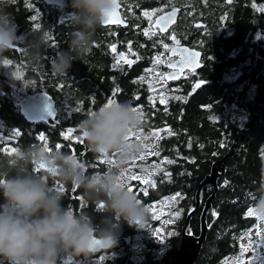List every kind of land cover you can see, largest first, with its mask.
<instances>
[{"label": "trees", "instance_id": "1", "mask_svg": "<svg viewBox=\"0 0 264 264\" xmlns=\"http://www.w3.org/2000/svg\"><path fill=\"white\" fill-rule=\"evenodd\" d=\"M119 1L127 27L98 28L90 53L82 61L73 60L67 78L59 80L48 70L50 61L69 48L70 13L74 11L71 0H65L63 7L47 5L44 0H11L0 5L14 17L20 37L17 48L5 53L0 65V155H11L36 143L81 154L87 145L75 142L79 136L66 135V129L79 130L80 120L110 103L113 96L116 102H129L141 109L143 129L165 130L159 138V151L169 160L171 176L167 177V172L159 174L155 187L137 197L144 205L167 196L181 197L183 215L176 226H167L174 227L177 235L170 236L164 249L154 237L159 225L156 220L151 218L147 229L122 223V239L114 248L99 250L88 259L67 257L62 264H91L101 256L100 264H172L202 182L234 148V154L225 162V175L218 180V192L207 216V240L196 262L231 264L228 259L242 251L244 238L259 223L249 212L253 213L252 201L264 183V111H257L264 100V0ZM31 8L40 12L37 17ZM177 8V23L162 34L154 27L155 17ZM151 10L156 11L155 15L145 16ZM33 32L51 38L42 50L46 68L34 66L25 55L24 48L33 39ZM181 45L202 53L203 68L186 72L174 86L166 80V88L172 92L165 99L152 100L144 73L164 49ZM113 46L124 55L122 62H117L120 56L112 51ZM7 68L19 75L9 74ZM168 69L162 67L165 72ZM19 94L50 97L57 111L54 125L29 121L22 114ZM234 109L242 110L246 119H234ZM254 115L258 116L255 124L239 137ZM42 136L44 141L40 140ZM81 161L87 174L103 173L110 166L90 150ZM50 183L54 189L64 188V206L94 217L97 224L101 222V205L87 202L83 189L65 187L58 180ZM213 192L212 186L202 188L201 208L191 218L188 233L200 234L202 210ZM3 202L0 193V204ZM124 237L131 238L130 244ZM136 237L141 239L140 247L135 245Z\"/></svg>", "mask_w": 264, "mask_h": 264}, {"label": "clouds", "instance_id": "2", "mask_svg": "<svg viewBox=\"0 0 264 264\" xmlns=\"http://www.w3.org/2000/svg\"><path fill=\"white\" fill-rule=\"evenodd\" d=\"M10 2L0 0V5ZM116 5L117 0H71L69 48L59 52L47 69L55 79L67 78L73 60L82 61L90 53L97 29ZM47 41L46 34L33 32V39L27 42L25 55L34 66L46 68L42 50ZM19 43L14 17L0 8V65L4 54ZM140 126L139 114L129 102L103 104L80 120L79 131L88 149L98 157L116 158V164L103 173L87 174L75 155L41 143L0 155V193L4 198L0 204V264H62L67 257L88 259L100 249L117 245L122 223L147 229L150 209L123 179L129 163L146 156L150 147L142 137L133 138L139 136ZM50 180L83 189L87 202L103 205L99 209L101 222L64 206V190L54 189ZM251 206L254 219L264 226V183Z\"/></svg>", "mask_w": 264, "mask_h": 264}, {"label": "rangeland", "instance_id": "3", "mask_svg": "<svg viewBox=\"0 0 264 264\" xmlns=\"http://www.w3.org/2000/svg\"><path fill=\"white\" fill-rule=\"evenodd\" d=\"M31 9L32 11L37 10L36 8ZM147 13V16L153 17L156 11L151 10ZM37 16L38 15L35 14V17ZM171 38L173 39V37ZM115 48V53H117L118 48L116 46ZM164 50L165 52H162V54L160 53L159 56L156 57L153 67L143 75L145 82L151 87L150 96L152 100H157L162 97L165 99L172 92L170 89L168 90V88H166L165 71L162 70V67L171 61L169 57L171 49L167 51L166 49ZM7 70L9 71V74L17 76V71H13L10 68H7ZM134 109H136L138 112L140 122L142 124L143 114L140 111L141 109ZM234 110V119H246V117H242V110ZM163 131L165 133L163 128L145 130L141 125L139 128V136H136L135 134L133 136L134 139L142 137L150 145L147 155L131 161L123 175V179L126 181L127 185L133 189V192L137 196L141 194L146 195V193L149 192V189L155 187V179L157 178V174H159L161 171H168L167 166L169 160L161 157L159 151L160 149L158 148L159 138L162 136ZM75 135L79 137H77L74 141L78 142L80 140L82 142L81 135ZM104 162L109 164L110 168L116 164V158L114 156L109 159L104 158ZM145 181H147V183H145ZM180 200L181 197L177 198L175 196H167L146 205L150 209L151 218L159 222V225L155 230L156 233H154V237L158 242L161 241V243H163L164 249L168 248L166 246L170 236L177 235V230L173 229L174 227H170L176 226L183 215V212L180 208ZM262 237H264V226H261V224L258 223L257 227L254 228L250 234L244 238L242 251L239 254L230 257L228 261L231 264H264V238ZM135 241V245L140 247L141 239L136 237ZM245 249L247 250L245 251ZM102 259L103 257L101 256L90 263L100 264ZM69 262L70 261H67L63 264H71Z\"/></svg>", "mask_w": 264, "mask_h": 264}, {"label": "water", "instance_id": "4", "mask_svg": "<svg viewBox=\"0 0 264 264\" xmlns=\"http://www.w3.org/2000/svg\"><path fill=\"white\" fill-rule=\"evenodd\" d=\"M44 2L47 3L48 5H56L63 7L65 0H44ZM120 9H121L120 1L117 0V7L115 8V13H116L115 22L110 21L109 23H105L103 27H109V26L127 27V23L124 22L121 17ZM171 11H172L171 14L169 15L161 14L154 21L155 26L159 29V31L162 34L168 33L169 30L171 29L170 28L171 25L176 24L178 20L179 9L178 8L172 9ZM161 17H165V19L161 21ZM184 49H187V52H185ZM189 53H198V55L192 57V59L194 60V63L192 65L188 67H184L182 62V56H187ZM169 55L172 58H177L173 63L168 65V68L172 70L166 76V80L169 82L178 81L182 78L185 72L188 71L195 72L203 68L204 66L202 64V53L196 49H192L187 46H174L171 48ZM119 56L122 57L121 52H119ZM170 65H174L175 67H170ZM182 67H183V71L181 72L180 69ZM113 101H114V97H112L110 102ZM19 103L22 107V114L29 121L32 122L45 121L54 125L53 117L56 115L57 111L52 99L47 95L38 94L36 96H32L29 94H22L20 95ZM259 110L264 111V100L262 101L261 105L258 107L257 111ZM257 118L258 116L254 115L250 123L239 135V137H242L247 132V130H249L255 124ZM65 134L68 136H72L74 134H80V131L70 128L65 130ZM83 143L85 144V140L83 141ZM233 154H234V148L231 149L230 153L227 154L221 162H218L213 166L211 174L207 176L205 180L202 182L196 195V199H197L196 207L189 213L186 222L182 228L179 252L174 258L172 264H196V262L198 261L202 247L207 240V234L209 231V227L207 226V216L212 208V203L218 192V180L225 175V162L227 158ZM74 155L77 158H79V155L77 154ZM166 176L168 177L171 176V173H166ZM205 186H212L214 192L211 195V197L206 201V204L203 207L202 215H201V232L198 236H196L192 233H188L187 230L190 226L191 218L201 208L200 193L202 188ZM119 239H122V236H119ZM124 239L127 241L128 244H130L131 238L124 237ZM100 250H105V249H100Z\"/></svg>", "mask_w": 264, "mask_h": 264}, {"label": "snow or ice", "instance_id": "5", "mask_svg": "<svg viewBox=\"0 0 264 264\" xmlns=\"http://www.w3.org/2000/svg\"><path fill=\"white\" fill-rule=\"evenodd\" d=\"M116 7H117V5H116ZM148 15V13H145V16H147ZM115 19H116V13H115V10L109 15V18L105 21V23H109L110 21L111 22H115ZM165 19V17H161V21H163ZM48 39H51L50 37H48ZM165 47H167V46H165ZM112 51L113 52H115L116 51V48H115V46H113V48H112ZM184 51L185 52H187V49H184ZM198 55V53H189L187 56H182V62H183V66L184 67H188V66H190V65H192L193 63H194V60L192 59V57H194V56H197ZM121 59H124V57H121ZM5 64H8L9 62L8 61H5L4 62ZM128 63H131V61H128ZM170 67H175L174 65H170ZM180 71L182 72L183 71V67L180 69ZM17 75H19V73H17ZM197 87H199V85H197ZM161 103H164L165 101L163 100V99H161V101H160ZM112 102H110L109 104H111ZM136 110V109H135ZM17 135H19V133H17ZM44 137L42 136V137H40V140L41 141H44ZM46 145V144H45ZM58 147V146H57ZM12 152H15L16 150L15 149H12L11 150ZM145 183H147V181H145ZM129 187V190L130 191H132L133 192V189L130 187V186H128ZM61 190H64L62 187L60 188ZM101 207H103V205H101ZM249 215L251 216V215H253V213L252 212H249ZM262 238H264V237H262ZM247 249H245V251H246Z\"/></svg>", "mask_w": 264, "mask_h": 264}, {"label": "flooded vegetation", "instance_id": "6", "mask_svg": "<svg viewBox=\"0 0 264 264\" xmlns=\"http://www.w3.org/2000/svg\"><path fill=\"white\" fill-rule=\"evenodd\" d=\"M48 5V4H47ZM33 13L34 14H36V15H39V11H37V10H34L33 11ZM172 29V28H171ZM170 29V30H171ZM181 46H186V45H181ZM188 47V46H187ZM190 48V47H189ZM118 54H119V51L117 52ZM124 56V55H123ZM179 58V57H178ZM177 58H173L170 62H168V63H166V65L165 66H168L169 64H171V63H173L175 60H176ZM117 62H122V59H121V56L120 57H118L117 58ZM164 66V67H165ZM163 70H164V68H163ZM172 70L171 69H168V71L167 72H165V78H166V76H167V74L168 73H170ZM186 75V72L184 73V75L182 76V77H184ZM172 83L171 84H173V86L177 83V82H179V80L178 81H171ZM171 86V85H170ZM119 94V93H118ZM117 96V95H116ZM114 97V100H115V96H113ZM113 102H116V101H113ZM81 135V134H80ZM81 138H82V144L83 145H85L86 144V141H85V144L83 143V141H84V138L81 136ZM158 148L159 149H161V147H160V145H159V143H158ZM86 151H87V153H88V151H89V149L87 148L84 152H82L81 154H78V153H75V154H77V155H79V160H80V162L84 165V163L81 161V160H83L85 157H86ZM100 160L102 161V162H104V158H102V157H100ZM167 173H169L168 171H166ZM162 173H165V172H163V171H161L159 174H162ZM159 174H157V179H159L160 180V176H159ZM168 177V176H167ZM170 177V176H169ZM155 181H156V179H155Z\"/></svg>", "mask_w": 264, "mask_h": 264}, {"label": "bare ground", "instance_id": "7", "mask_svg": "<svg viewBox=\"0 0 264 264\" xmlns=\"http://www.w3.org/2000/svg\"><path fill=\"white\" fill-rule=\"evenodd\" d=\"M171 12H172V11L169 10V11H166V12H164V13H162V14H163V15H169V14H171ZM179 13H180V10H179ZM160 15H161V14H160ZM160 15H158V16H160ZM158 16H157V17H158ZM157 17H156V18H157ZM167 17H168V16H167ZM178 17H179V14H178ZM156 18H155V19H156ZM168 19H169V18H168ZM154 21H155V20H154ZM177 21H178V20H177ZM176 23H177V22H176ZM174 25H175V24L171 25L170 28H172ZM154 26H155V24H154ZM155 27H156V26H155ZM169 31H170V30H169Z\"/></svg>", "mask_w": 264, "mask_h": 264}]
</instances>
